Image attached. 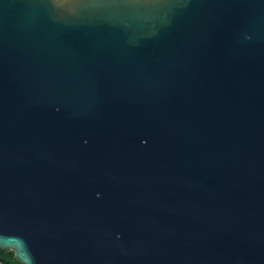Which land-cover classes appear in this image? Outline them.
Here are the masks:
<instances>
[{"label": "water", "instance_id": "obj_1", "mask_svg": "<svg viewBox=\"0 0 264 264\" xmlns=\"http://www.w3.org/2000/svg\"><path fill=\"white\" fill-rule=\"evenodd\" d=\"M8 250L264 264V0H0Z\"/></svg>", "mask_w": 264, "mask_h": 264}, {"label": "rangeland", "instance_id": "obj_2", "mask_svg": "<svg viewBox=\"0 0 264 264\" xmlns=\"http://www.w3.org/2000/svg\"><path fill=\"white\" fill-rule=\"evenodd\" d=\"M0 263L1 264H21L20 262H17L14 260V258L11 255H0Z\"/></svg>", "mask_w": 264, "mask_h": 264}, {"label": "flooded vegetation", "instance_id": "obj_3", "mask_svg": "<svg viewBox=\"0 0 264 264\" xmlns=\"http://www.w3.org/2000/svg\"><path fill=\"white\" fill-rule=\"evenodd\" d=\"M3 252V255H11L13 258H14V260H16L17 262H20L17 258H16V256H15V254H14V251L13 250H8V251H2ZM21 263V262H20ZM21 264H23V263H21Z\"/></svg>", "mask_w": 264, "mask_h": 264}, {"label": "snow or ice", "instance_id": "obj_4", "mask_svg": "<svg viewBox=\"0 0 264 264\" xmlns=\"http://www.w3.org/2000/svg\"><path fill=\"white\" fill-rule=\"evenodd\" d=\"M126 2H137V0H126Z\"/></svg>", "mask_w": 264, "mask_h": 264}, {"label": "trees", "instance_id": "obj_5", "mask_svg": "<svg viewBox=\"0 0 264 264\" xmlns=\"http://www.w3.org/2000/svg\"><path fill=\"white\" fill-rule=\"evenodd\" d=\"M3 254V252L2 251H0V255H2Z\"/></svg>", "mask_w": 264, "mask_h": 264}]
</instances>
